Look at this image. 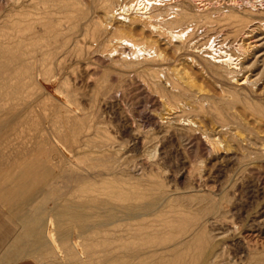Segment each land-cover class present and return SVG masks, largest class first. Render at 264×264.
I'll use <instances>...</instances> for the list:
<instances>
[{
    "label": "rangeland",
    "instance_id": "obj_1",
    "mask_svg": "<svg viewBox=\"0 0 264 264\" xmlns=\"http://www.w3.org/2000/svg\"><path fill=\"white\" fill-rule=\"evenodd\" d=\"M19 39L22 51H61L42 68L53 98L33 89L32 111L0 137V208L16 263L51 264L33 245L39 219L48 235L54 224L75 241L76 220L115 217L116 231L134 228L119 247L151 251L135 264H264V0H0V43ZM81 126L88 136L75 141ZM29 161L50 170L23 182L18 167ZM91 175L105 179H83ZM128 212L146 217L119 222Z\"/></svg>",
    "mask_w": 264,
    "mask_h": 264
},
{
    "label": "bare ground",
    "instance_id": "obj_2",
    "mask_svg": "<svg viewBox=\"0 0 264 264\" xmlns=\"http://www.w3.org/2000/svg\"><path fill=\"white\" fill-rule=\"evenodd\" d=\"M47 5V3L45 4ZM53 5V3H52ZM47 9V6H46ZM48 12V10H47ZM64 12V11H63ZM44 13V10H43ZM46 13V11H45ZM58 13V12H56ZM40 14V13H38ZM42 14V13H41ZM59 14V13H58ZM67 15V14H66ZM47 16V14H46ZM50 18V15H48ZM58 16V15H57ZM30 17V16H29ZM28 17V18H29ZM33 17V16H32ZM44 17V16H43ZM24 18V16H23ZM27 18V16L25 17V19ZM27 18V19H28ZM35 18V17H34ZM38 18V17H36ZM39 18H41L39 16ZM46 18V19H49ZM33 19V18H32ZM22 20V18H21ZM39 20V19H38ZM42 20V19H41ZM52 20V19H51ZM110 20V18H109ZM43 21V20H42ZM45 21V20H44ZM44 21L42 23H44ZM118 22L120 24H124L123 21L116 19L115 17H112L110 22ZM31 22V21H30ZM34 23V22H33ZM40 22H38L39 25ZM32 24V23H29ZM41 24V23H40ZM114 24V23H113ZM112 24V25H113ZM151 25V24H150ZM34 26V25H33ZM43 27H45L43 25ZM27 29V28H26ZM33 29V28H32ZM38 29V28H37ZM113 29V28H112ZM31 30V29H30ZM36 30V29H35ZM41 31V30H40ZM5 32V31H4ZM3 32V33H4ZM28 33V32H27ZM31 33V32H30ZM157 33V32H156ZM107 34V33H106ZM104 35V34H103ZM24 36V34H23ZM34 34H32V37L34 38ZM64 36V35H63ZM101 36V35H100ZM176 36V35H175ZM13 37V36H12ZM31 37V39H32ZM178 37V36H177ZM29 38V40H31ZM53 39V38H52ZM164 39V38H163ZM62 42V39H60ZM59 40V41H60ZM166 40V39H165ZM56 41V40H55ZM100 41V40H99ZM49 42V41H48ZM66 42V41H64ZM24 43V40L19 39V42H17L16 44H12L10 45L8 42H3L0 43V137H1V133L5 132L9 127H13L14 125L17 126V124L19 125L23 119H25L28 115V113L30 112L31 109H33L34 107V100L32 97V90L33 89H38L39 92L42 94V96L44 97H52V95L48 92L47 89V85L50 83V81L46 78H44V75L42 73V68L43 65L45 64L47 58L49 57H54L53 55L56 54V50L55 51H50L49 53L44 50V46L42 45H28L26 47L25 50H21V48L19 49V47L21 46V44ZM42 43V42H41ZM47 43V41L45 42ZM167 43V42H166ZM17 45V46H15ZM66 45V44H65ZM72 45V44H71ZM76 45V43H75ZM100 45V44H99ZM131 45V44H130ZM128 46V45H127ZM169 46V44L167 45ZM24 47V46H22ZM53 47V46H51ZM60 47V46H59ZM62 47V46H61ZM65 47V46H64ZM72 47V46H71ZM100 47V46H99ZM126 47V44H125ZM124 47V48H125ZM131 47V46H130ZM133 47V46H132ZM47 49V48H46ZM51 49V48H50ZM60 49V48H59ZM57 50L58 52L61 50ZM62 49V48H61ZM72 49V48H71ZM48 50V49H47ZM108 50V49H107ZM106 50V51H107ZM21 51V52H20ZM57 52V55L59 54ZM125 52V51H123ZM61 53V52H60ZM160 55V54H159ZM80 57V55L78 56ZM120 57V56H118ZM59 58V57H58ZM60 59V58H59ZM63 59V57H62ZM61 59V60H62ZM145 59V58H144ZM58 59L55 58V61H57ZM111 60V59H110ZM224 61V60H223ZM221 61V64H223L224 66H228L227 63ZM226 61V60H225ZM48 62V61H47ZM61 62V61H60ZM55 63V62H54ZM62 63V62H61ZM219 63V61L217 62ZM53 64V62H52ZM166 66V65H165ZM58 68V66H57ZM168 68V67H167ZM49 69V68H48ZM51 69V68H50ZM63 69V68H62ZM178 69V68H177ZM58 70V69H56ZM181 70V69H179ZM64 71V70H63ZM175 71V70H174ZM184 71V70H183ZM51 72V71H50ZM60 72V70L58 71ZM231 72V71H230ZM181 73V72H180ZM179 73V71L176 73L175 76H177V79L181 76V74ZM183 75V74H182ZM59 76V75H57ZM186 77V76H185ZM182 78V77H181ZM187 78V77H186ZM57 79V78H56ZM63 79H64V75H63ZM176 79V77H175ZM174 79V80H175ZM58 80L60 82H62V77L58 78ZM66 80V78L64 79ZM179 80V79H178ZM183 80V79H182ZM181 80V81H182ZM193 80V79H192ZM191 80V82H192ZM181 81H179L180 83H182ZM185 82V80H183ZM254 81V80H253ZM58 82V81H57ZM175 82V81H174ZM178 82V83H179ZM183 82V84H184ZM191 82H186V86L187 88H189L191 90V88L194 87V83L192 84ZM247 82V79H246ZM249 82V81H248ZM252 82V81H251ZM179 83V84H180ZM244 83V82H243ZM246 84V83H245ZM181 85V84H180ZM239 86V85H238ZM183 87V86H182ZM198 90V87H196ZM185 89V88H184ZM188 89V90H189ZM195 89V88H194ZM200 89V87H199ZM108 90V89H107ZM106 90V91H107ZM196 90V91H197ZM201 90V89H200ZM102 91V90H101ZM109 91V90H108ZM203 91V90H202ZM193 92V91H192ZM190 92V93H192ZM201 92V91H200ZM206 94L207 92L204 91ZM198 93V92H197ZM101 94V93H100ZM199 94V93H198ZM208 94V93H207ZM181 95V94H179ZM200 95V94H199ZM202 95V94H201ZM103 96V95H102ZM182 96V95H181ZM198 96V95H196ZM195 96V97H196ZM209 96V95H208ZM105 97V96H104ZM199 97V96H198ZM201 97V96H200ZM204 97V96H203ZM97 98V97H96ZM103 98V97H102ZM207 98L209 97H206ZM98 99V98H97ZM101 99V98H100ZM200 99V98H199ZM95 100V99H94ZM97 101V100H96ZM94 102V101H93ZM70 103L72 104L73 108H75V114L76 116H71V118L73 119L74 122L76 123H82L84 118H85V114H84V109L80 108V105L78 106V104H73L74 101H70ZM64 107L67 108V106L63 105ZM189 108V107H188ZM68 109V108H67ZM69 110V109H68ZM32 111V110H31ZM70 111V110H69ZM72 111V110H71ZM73 112V111H72ZM63 113V111L61 112ZM65 114V112H64ZM66 115V114H65ZM69 115V114H68ZM256 116V115H255ZM31 117V116H30ZM60 117V116H58ZM252 116H249V118ZM257 117V116H256ZM65 118V117H63ZM70 118V119H71ZM174 118V117H173ZM176 118V117H175ZM260 118V116H259ZM253 119V118H251ZM256 119V118H255ZM258 119V118H257ZM263 118H261L260 120H262ZM61 120V119H60ZM243 120V119H242ZM25 121V120H24ZM29 121V120H28ZM27 121V122H28ZM251 121V120H249ZM256 122V121H254ZM261 122V121H260ZM26 123V122H25ZM70 123V122H69ZM246 123V122H245ZM248 123V122H247ZM246 123V124H247ZM257 123V122H256ZM254 123V126L255 124ZM28 124H31V122ZM83 124V123H82ZM252 124V123H250ZM32 125V124H31ZM62 125V124H61ZM66 125V122H65ZM75 125V123H74ZM260 125V124H259ZM15 126V127H16ZM14 127V128H15ZM78 127V125H77ZM76 127V128H77ZM92 127V126H90ZM97 127V126H96ZM31 128V127H30ZM36 128V127H35ZM34 128V129H35ZM61 128V127H60ZM64 128V126H63ZM72 128V127H71ZM75 128V127H74ZM220 128V127H219ZM225 128V127H224ZM243 128V127H242ZM257 128V127H256ZM13 129V128H11ZM16 129V128H15ZM33 129V130H34ZM70 129V128H69ZM68 129V130H69ZM21 130V129H20ZM31 130V129H30ZM38 130V129H37ZM36 130V131H37ZM63 129L61 128V131ZM90 130L89 128H83V126L79 127V129L75 130L72 132V137L75 141H81L82 138H87V134L86 131ZM14 131V130H13ZM59 131V130H58ZM65 131V128L64 130ZM67 131V129H66ZM92 131V130H91ZM97 131V130H96ZM224 131V130H223ZM17 132V130H16ZM32 132V131H31ZM88 132V131H87ZM90 132V131H89ZM22 133V131H21ZM52 133V131H51ZM54 133V132H53ZM62 133V132H61ZM68 133V132H67ZM86 133V134H84ZM91 133V132H90ZM19 134V133H18ZM17 134V135H18ZM50 134V132H49ZM63 136L66 137L67 135L65 134V132H63ZM253 134V133H252ZM6 135V134H5ZM10 135V134H9ZM12 135V134H11ZM33 135V134H32ZM4 136V135H2ZM60 137L62 136L61 134L59 135ZM71 136V135H70ZM7 137V136H6ZM31 137V136H30ZM91 137V136H90ZM47 138V137H45ZM56 138V136H55ZM62 138V137H61ZM3 139V138H2ZM72 139V140H73ZM60 141V140H59ZM56 141V142H59ZM249 141V140H248ZM246 142V141H245ZM61 143V142H60ZM58 143V144H60ZM252 142L248 143L251 144ZM51 144V143H50ZM63 145V144H61ZM257 145V144H256ZM84 146V145H83ZM46 147V146H45ZM63 147V146H62ZM252 147V146H249ZM67 148V147H66ZM76 148V147H75ZM259 148V147H258ZM40 149V148H39ZM43 149V147H42ZM59 149V148H58ZM256 149V148H255ZM60 150V149H59ZM64 150V148L62 149ZM78 150V149H77ZM32 151V149H31ZM56 151V150H55ZM82 151V149H81ZM264 151V150H263ZM61 152V151H60ZM77 152V151H76ZM253 152V151H252ZM255 152V151H254ZM68 153V152H67ZM78 153V152H77ZM15 154V153H14ZM262 154V153H261ZM264 155V154H263ZM80 156V155H79ZM75 157V156H74ZM22 158V157H21ZM79 162V161H78ZM80 163V162H79ZM80 165V164H79ZM68 167V166H67ZM76 167V166H75ZM79 168V167H78ZM17 170V168H16ZM18 170L21 173V177L20 179H22V181L24 182L27 179V176L29 174H33L35 172H40V171H44V170H50L49 167L45 166L43 163H40L39 161H29L26 163H23L22 166L18 167ZM15 171V170H14ZM88 171V170H87ZM84 172V171H83ZM19 173V174H20ZM92 176V177H91ZM86 176L83 177V179H93L95 181V183H99V181H103V179H105V175L104 177L102 175L100 176ZM108 176V175H106ZM134 177V176H132ZM39 179L38 177H34V180ZM106 183V182H105ZM101 184V183H100ZM103 184V183H102ZM102 186V185H101ZM87 194V193H86ZM85 194V195H86ZM90 196V195H89ZM167 196V194L165 195V197ZM7 197V196H6ZM88 197V196H87ZM86 197V198H87ZM91 197V196H90ZM88 197V198H90ZM170 197V196H168ZM12 198V196H11ZM84 198V197H82ZM85 198V200H86ZM99 198V197H98ZM4 199V198H3ZM81 198L79 197V200ZM161 199V198H160ZM211 199V198H210ZM71 200V199H70ZM76 200V199H75ZM74 200V201H75ZM90 200V199H89ZM78 201V200H77ZM84 201V200H83ZM96 201V200H95ZM160 201V200H159ZM162 201V200H161ZM164 201V200H163ZM167 201V200H166ZM70 202V201H69ZM90 202V201H88ZM99 202V201H97ZM102 202H104L102 200ZM68 203V202H67ZM83 203V202H82ZM155 203V202H154ZM162 203V202H161ZM165 203V202H164ZM76 201H75V205H76ZM96 204V203H95ZM110 204V203H109ZM89 205V204H88ZM94 205V204H93ZM104 205V204H102ZM163 205V203H162ZM105 206V205H104ZM117 206V205H116ZM153 206V205H152ZM158 206V205H156ZM216 206V205H215ZM214 206V207H215ZM68 207V206H67ZM84 207V206H83ZM87 207V206H86ZM140 207V206H138ZM137 207V208H138ZM162 207V206H161ZM70 208V207H69ZM68 208V209H69ZM99 208V207H98ZM102 208V207H101ZM107 208V207H106ZM158 208V207H157ZM103 209V208H102ZM116 208H111V210L115 211ZM153 209V208H152ZM215 209V208H214ZM75 210V209H74ZM81 210V209H80ZM97 210V209H96ZM99 210V209H98ZM101 210V209H100ZM109 210V209H108ZM158 210V209H157ZM65 211V209H64ZM77 211V210H76ZM91 211V210H90ZM102 211V210H101ZM110 211V210H109ZM156 211V210H155ZM54 212V211H53ZM83 212V211H81ZM97 212V211H96ZM105 212V211H103ZM119 212V211H118ZM154 212V211H153ZM203 212V211H202ZM205 212V210H204ZM76 213V212H74ZM108 213V212H107ZM152 213V212H151ZM209 213V212H208ZM207 213V214H208ZM69 214V213H68ZM79 214V213H78ZM85 214V213H84ZM100 214V213H99ZM124 216L123 220H119V222L121 223H128L127 225H129L130 222L132 221H136L138 219H144L146 216L144 212L142 213H122ZM156 214V213H155ZM205 214V213H204ZM212 214V213H210ZM86 215V214H85ZM93 215V214H92ZM91 215V216H92ZM203 215V214H202ZM58 216V215H57ZM70 216V214H69ZM84 216V215H83ZM97 216V215H96ZM121 216V215H120ZM205 216V215H204ZM207 216V215H206ZM98 217V216H97ZM100 217V216H99ZM89 218V217H88ZM94 218V217H93ZM108 218V217H107ZM112 218V219H111ZM108 219H99L98 222H94L92 224H85L84 222L81 223L82 225H80L78 223V221L76 220L77 223V235H76V239L75 241H71L70 238V233H66L67 237L65 235H62V240H60L59 238V233L57 234L55 231L58 230L54 228V224L52 225V230H51V234L48 235L46 228V221L42 219H39L38 223H36L35 227H34V231L35 232L34 236L35 239L33 245L37 248V250L42 249V251L44 252H50V254L53 255L52 259L50 260L51 264H113L119 261V258L122 256V258L124 259V261H122L121 264H135V257L137 253H140L139 255L141 257H148L151 254V251H148L146 249V247H141L137 252L136 251H125L123 250L121 247H119L117 245L118 241H121L125 238V236H131L132 237V232L134 228H132V225H129L130 227H128L125 231H122L123 229H118L117 231L114 228L116 225V219L115 217H111ZM123 218V217H122ZM206 218V217H205ZM210 217L206 218V221L209 220ZM68 219V218H67ZM71 219V218H70ZM87 219V218H86ZM119 219V218H118ZM60 220V219H59ZM72 220V219H71ZM70 220V221H71ZM202 220V219H201ZM69 221V222H70ZM87 221V220H86ZM58 223V222H57ZM63 223V222H62ZM201 224V223H200ZM118 225V224H117ZM121 225V224H120ZM202 225V224H201ZM125 226V225H124ZM123 226V227H124ZM204 226V225H203ZM214 226V225H213ZM64 227V226H63ZM122 227V228H123ZM120 228V227H119ZM126 228V227H125ZM124 228V229H125ZM63 229V228H62ZM143 229V228H142ZM60 230V229H59ZM68 230V228H67ZM144 231V230H141ZM24 232V231H23ZM26 232V231H25ZM31 232V230H30ZM42 232L45 233V237H42ZM58 232V231H57ZM64 232V231H63ZM28 233V232H27ZM26 233V234H27ZM61 233V232H60ZM25 234V233H23ZM65 234V233H62ZM75 234V233H74ZM143 234V233H141ZM73 235V234H72ZM151 235V234H149ZM29 236V235H28ZM144 235H142L141 237H143ZM33 237V236H32ZM140 237V238H141ZM190 237V236H189ZM73 238V237H72ZM129 240V239H128ZM128 240L127 243H128ZM125 241V244H126ZM130 241V240H129ZM61 242L65 244V248H63L61 246ZM124 242V240H123ZM26 244V243H25ZM24 244V245H25ZM29 244V243H28ZM119 244V243H118ZM172 244V243H171ZM179 244V243H177ZM174 244V245H177ZM23 245V246H24ZM128 245V244H127ZM146 245V244H145ZM150 245V244H149ZM99 247L98 251H91V247ZM171 246V245H170ZM173 246V245H172ZM214 246V244L212 245ZM135 247V246H134ZM153 247V246H152ZM155 248V247H153ZM45 249V250H43ZM65 250L62 252V250ZM125 249V247H124ZM157 249V248H156ZM213 249V248H212ZM212 249H209L210 251ZM132 250V249H131ZM159 250L155 251V254L158 252ZM163 251V250H162ZM210 251H207L208 253ZM33 252V251H31ZM39 252V251H38ZM34 254V253H33ZM32 254V255H33ZM212 254V253H211ZM43 255V254H42ZM29 256V254H28ZM138 258V257H137ZM154 258V257H153ZM149 259V258H148ZM49 261V260H48ZM150 261V260H149ZM138 262V261H136ZM145 262V261H144ZM207 259L205 258L201 264H206ZM209 262V261H208ZM207 262V263H208ZM148 262L146 261L143 264H147ZM117 264V263H116ZM162 264V263H161ZM209 264V263H208Z\"/></svg>",
    "mask_w": 264,
    "mask_h": 264
},
{
    "label": "crops",
    "instance_id": "obj_3",
    "mask_svg": "<svg viewBox=\"0 0 264 264\" xmlns=\"http://www.w3.org/2000/svg\"><path fill=\"white\" fill-rule=\"evenodd\" d=\"M0 202H3V200L0 199ZM4 203V202H3ZM5 205V204H4ZM7 206V205H5ZM12 237L16 232L15 225L12 226ZM8 234H9V224L7 221V214L0 208V264H18L17 262V255H18V249L15 245V249L12 248V251L9 252L8 246ZM17 239V238H16ZM16 239L14 241H16ZM14 241H12L13 244ZM14 247V246H13Z\"/></svg>",
    "mask_w": 264,
    "mask_h": 264
}]
</instances>
